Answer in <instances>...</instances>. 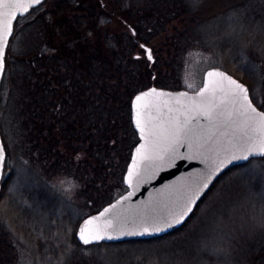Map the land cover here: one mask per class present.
Here are the masks:
<instances>
[{
	"label": "rangeland",
	"instance_id": "obj_1",
	"mask_svg": "<svg viewBox=\"0 0 264 264\" xmlns=\"http://www.w3.org/2000/svg\"><path fill=\"white\" fill-rule=\"evenodd\" d=\"M200 2L171 0L169 8L181 13L195 11ZM250 2L216 0L215 8L202 11V17L212 15L205 22L192 23L182 13L159 37L143 42V48L139 42L133 55L145 62H174V72L171 69L166 78L171 86H156L172 91H195L208 69L220 67L229 72L232 67L264 111V20H256L252 14L264 8V3L258 8L259 4L253 7ZM132 3L145 7L152 0H130L129 5ZM126 15L112 12L111 19L101 23L99 34L89 36L87 45L99 42L105 49L103 37L108 30L113 35L136 34V24ZM176 35L181 40L171 43ZM18 37L15 31L7 53L10 49L18 54ZM0 131L7 152L4 176L12 174L0 198V220L17 245L11 264H264L263 157L229 171L199 203L192 218L172 234L150 241L91 245L85 252L76 231L91 210L78 192L76 179L68 173L45 174L11 154V141H16L10 119L1 110ZM82 258L84 263L79 262Z\"/></svg>",
	"mask_w": 264,
	"mask_h": 264
},
{
	"label": "trees",
	"instance_id": "obj_2",
	"mask_svg": "<svg viewBox=\"0 0 264 264\" xmlns=\"http://www.w3.org/2000/svg\"><path fill=\"white\" fill-rule=\"evenodd\" d=\"M129 1L44 0L32 8L15 23L20 50L17 54L9 49L0 88V110L9 117L16 141H11L9 152L45 174L68 173L76 179L91 214L126 191L124 175L137 144L133 98L141 90L172 83L166 78L171 69L174 72V62L137 58L133 53L139 42L159 37L182 13L192 23L209 21L211 13L202 17V11L217 6L216 0H202L195 11L181 13L170 10L171 0H152L145 7ZM263 1L251 0L258 8ZM112 12H127L136 34L113 35L108 30L105 49L99 42L87 45ZM252 14L264 20V8ZM177 39L181 36L171 43ZM229 72L241 79L238 70L230 67ZM16 246L0 220V264L13 263Z\"/></svg>",
	"mask_w": 264,
	"mask_h": 264
},
{
	"label": "snow or ice",
	"instance_id": "obj_3",
	"mask_svg": "<svg viewBox=\"0 0 264 264\" xmlns=\"http://www.w3.org/2000/svg\"><path fill=\"white\" fill-rule=\"evenodd\" d=\"M40 4L41 0H0V74L5 70V48L14 35V22ZM147 55L151 60L150 50ZM207 77L214 79L207 80L193 97L179 93L167 94V99H163L166 94L156 88L135 97L134 123L144 143L136 148L126 182L131 187L133 179L139 181L138 169L144 161L159 162L156 165L159 170L164 165L173 166L178 158L182 161L199 159L206 169L189 176L172 205L164 204L145 214L118 213L99 222L116 207L113 204L97 217L85 220L77 234L85 252L89 246L103 241L129 234L151 235L166 231L174 223H183L222 165L264 154V112L253 107L249 89L222 71H209ZM181 147L185 149L183 153L179 152ZM5 150L6 146L0 145V170L7 167ZM221 152L227 155L221 158ZM130 197L131 193L122 199ZM138 221L141 231L125 230L135 228ZM109 230L118 231L119 235Z\"/></svg>",
	"mask_w": 264,
	"mask_h": 264
},
{
	"label": "water",
	"instance_id": "obj_4",
	"mask_svg": "<svg viewBox=\"0 0 264 264\" xmlns=\"http://www.w3.org/2000/svg\"><path fill=\"white\" fill-rule=\"evenodd\" d=\"M43 1L44 0H41V3ZM33 7H36V6H33ZM31 10H32V8L29 9V13L31 12ZM29 13H26L24 16H26ZM14 26H15V22H14ZM10 39H11V37L9 38V42H10ZM8 46H9V44L5 48V67H6V55H7ZM209 71H222V72L226 73L227 75L232 76L233 79L237 80L239 83H242L246 88L249 89V87L245 83H243L241 80H239L238 78L233 76L231 73H229L228 71H226L220 67H213V68L208 69L204 75V83L209 79H214V78L207 77V72H209ZM4 72H5V70H4ZM3 76H4V73L0 74V88H1V83L3 80ZM152 88H156L158 91H163L166 94L163 99H167V94L177 95L179 93H187L188 97H193L196 95V92H197V91L196 92H188L186 90H182L180 92H172L169 90H164V89H160V88L153 86V87H150V88H147L145 90L138 92L135 95V97L137 95L145 92V91H149ZM135 97L133 99L132 106L134 105ZM249 98L252 100L251 95H250V90H249ZM253 107H255L258 112H264L263 110L258 108L256 106V104H254V102H253ZM152 113H153V115H155L156 114L155 110ZM133 123H134V107H133ZM134 127H135V123H134ZM190 127H191V125H190ZM136 130L138 131L137 128H136ZM138 135H139L140 141L138 142V144L136 145V147L133 150L131 162H130V164L127 168V172L125 173V176H124V184L127 187V191L111 204V205L115 204L116 207L114 209H112V211L110 213L106 214L105 217L100 218L99 222H101V223L104 219H108V218H110V217H112L118 213H126V214L127 213H141V214H145V213L151 212L154 209H158V208L162 207L164 204H169V205L174 204L176 199L179 197L181 191L183 190V185L185 184V182L187 181L189 176L190 175L194 176L195 174L200 173L202 170L206 169L205 164L202 163L199 159L191 160V161H182L181 159L178 158L176 163L173 166L169 167L167 165H164V166L159 167V170L156 169V165H158L159 162L144 161L140 164L139 169H138L140 174H141V178L139 179L138 182L136 179H133V185L130 187L129 184L126 182L127 173H128L129 167L132 164L134 157L136 156V148L140 144L144 143V141L141 140V134L139 133V131H138ZM0 145H4L2 135H1V131H0ZM184 151H185V149L183 147H181L179 149V152H181V153H183ZM209 155H213V154L210 153ZM226 155H227V153H223V152L220 153L221 158H223ZM6 157L7 156H6V150H5V159H6ZM261 157H264V154L251 155V156H249V159L247 161L240 160V161H236L233 163H225L224 165H222L220 167V170L215 174L213 181L211 182L209 188L203 191L201 198L197 201V204L193 208V213H194L195 209L197 208V206L199 205V203L204 198V196L210 191L212 186L216 183V181L224 173H226L228 170L233 169L235 167L243 166V165L249 163L254 158H261ZM146 170H147V174H145ZM0 174H2V175H0V196H1L2 179H3L4 169L0 170ZM130 193H131V197L129 199H126V200L122 199L123 197L129 196ZM108 207H106V208H108ZM102 211H100V212H102ZM99 213H95V214H92V215L86 217L81 222V224L79 225L78 230H77V234H78L79 228L83 225L85 220H87L91 217H97L99 215ZM193 213L189 214V217H187L183 223L175 224L173 222L174 226L167 229L166 231L154 233L151 235H131V234H129V235L121 237L120 239L100 242V244H117V243H124V242H128V241H146V240L157 239L159 237L169 235V234L175 232L176 230L180 229L181 227H183L186 224V222L191 218ZM169 218L171 219V217H169ZM139 224H140V221L137 222V226L135 228H129V229H125V230L129 231V232L141 231L142 228L139 227ZM109 231L113 235H119L118 231H112V230H109Z\"/></svg>",
	"mask_w": 264,
	"mask_h": 264
},
{
	"label": "flooded vegetation",
	"instance_id": "obj_5",
	"mask_svg": "<svg viewBox=\"0 0 264 264\" xmlns=\"http://www.w3.org/2000/svg\"><path fill=\"white\" fill-rule=\"evenodd\" d=\"M141 45H144L145 46V44L143 43V42H141ZM137 58H140V56L139 55H137L136 56ZM203 84H204V77H203ZM203 84L198 88V89H196L195 91H188V92H196V91H198L202 86H203ZM160 89H162V88H160ZM165 90V89H164ZM250 90V89H249ZM169 91H172V90H169ZM180 91H182V90H179V91H172V92H180ZM250 95H251V93H250ZM172 96H176L175 94L174 95H172ZM251 98H252V96H251ZM252 101H253V99H252ZM254 102V101H253ZM173 103V105H174V101L172 102ZM255 103V102H254ZM260 108V107H259ZM261 109V108H260ZM150 111H154V109H152V110H150ZM135 131H136V135H137V138H138V142L140 141V139H139V135H138V131L136 130V128H135ZM10 148L12 149V147L10 146ZM264 158V157H263ZM30 162V161H29ZM31 163V162H30ZM33 165V164H32ZM34 167V166H33ZM236 168V167H235ZM234 169V168H233ZM232 169H230V170H228L226 173H224L217 181H216V183L212 186V189L214 188V186L217 184V186H218V184H219V182H220V180L225 176V175H227L228 174V172L229 171H231ZM38 171H40V167H38ZM12 175V174H11ZM11 175H10V177H8L9 175H5L4 177H3V183H2V193H3V191H4V187H5V184H7V182H8V180L11 178ZM218 182V183H217ZM212 189H210V191L212 190ZM209 191V192H210ZM209 192L204 196V198L202 199V201L206 198V196L209 194ZM193 216V215H192ZM192 218V217H191ZM190 218V219H191ZM77 232V231H76Z\"/></svg>",
	"mask_w": 264,
	"mask_h": 264
}]
</instances>
